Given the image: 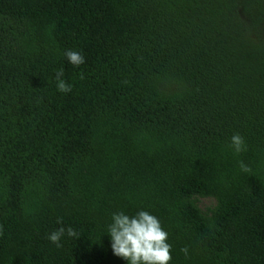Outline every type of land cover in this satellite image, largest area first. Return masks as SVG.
Masks as SVG:
<instances>
[{"label": "trees", "instance_id": "obj_1", "mask_svg": "<svg viewBox=\"0 0 264 264\" xmlns=\"http://www.w3.org/2000/svg\"><path fill=\"white\" fill-rule=\"evenodd\" d=\"M139 210L169 264H264V0H0V264H127Z\"/></svg>", "mask_w": 264, "mask_h": 264}, {"label": "clouds", "instance_id": "obj_2", "mask_svg": "<svg viewBox=\"0 0 264 264\" xmlns=\"http://www.w3.org/2000/svg\"><path fill=\"white\" fill-rule=\"evenodd\" d=\"M65 59L74 67L85 63L84 56L73 50L64 52ZM63 70H57L54 76L58 92L68 93L71 84L63 79ZM83 79V74L80 75ZM229 147L234 154L247 150L244 138L238 133L230 137ZM243 173H250L251 169L243 161L239 162ZM67 235L69 238H79V233L72 227H60L48 234L47 239L57 248L61 247V238ZM107 235L110 239L112 254L122 258L127 264H169L172 259L171 244L167 242L168 233L155 215L146 210H139L134 215L124 212H116L111 216V223L107 225ZM185 256L188 248L180 250Z\"/></svg>", "mask_w": 264, "mask_h": 264}, {"label": "rangeland", "instance_id": "obj_3", "mask_svg": "<svg viewBox=\"0 0 264 264\" xmlns=\"http://www.w3.org/2000/svg\"><path fill=\"white\" fill-rule=\"evenodd\" d=\"M214 2H210V3H203L202 4V9L204 10V7L209 10L214 8ZM205 5V6H204ZM204 6V7H203ZM214 204V201L210 198H203L199 200V205L202 209H206L207 207H211Z\"/></svg>", "mask_w": 264, "mask_h": 264}]
</instances>
